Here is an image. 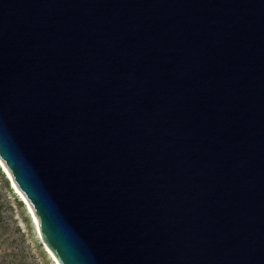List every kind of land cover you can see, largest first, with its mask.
Wrapping results in <instances>:
<instances>
[{"label": "water", "instance_id": "obj_1", "mask_svg": "<svg viewBox=\"0 0 264 264\" xmlns=\"http://www.w3.org/2000/svg\"><path fill=\"white\" fill-rule=\"evenodd\" d=\"M0 157L60 264H264V0H0Z\"/></svg>", "mask_w": 264, "mask_h": 264}, {"label": "rangeland", "instance_id": "obj_2", "mask_svg": "<svg viewBox=\"0 0 264 264\" xmlns=\"http://www.w3.org/2000/svg\"><path fill=\"white\" fill-rule=\"evenodd\" d=\"M0 202L3 226L0 264H57L38 233L21 197L0 168Z\"/></svg>", "mask_w": 264, "mask_h": 264}, {"label": "bare ground", "instance_id": "obj_3", "mask_svg": "<svg viewBox=\"0 0 264 264\" xmlns=\"http://www.w3.org/2000/svg\"><path fill=\"white\" fill-rule=\"evenodd\" d=\"M0 168L5 173V175L8 178V180L10 181L11 188L19 195V197H21L22 201L25 203L26 208H27L28 212L31 215L33 223H34L38 233L40 234L39 219H38L37 215L35 214L31 203L29 202L28 198L25 196V194L21 191V189L16 184V182H15V180H14V178H13V176H12L10 170H9V168L6 166L5 162L2 160L1 157H0ZM47 250L52 255L54 261H56L57 264H60L59 261L57 260V258L54 256V254L52 253V251L48 247H47Z\"/></svg>", "mask_w": 264, "mask_h": 264}, {"label": "trees", "instance_id": "obj_4", "mask_svg": "<svg viewBox=\"0 0 264 264\" xmlns=\"http://www.w3.org/2000/svg\"><path fill=\"white\" fill-rule=\"evenodd\" d=\"M2 203L0 202V230L1 226H3V215H2ZM0 236H1V231H0Z\"/></svg>", "mask_w": 264, "mask_h": 264}]
</instances>
